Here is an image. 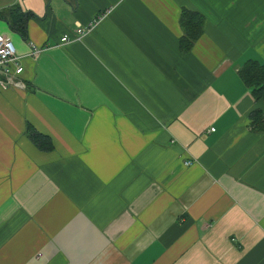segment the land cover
<instances>
[{
    "label": "crops",
    "instance_id": "1",
    "mask_svg": "<svg viewBox=\"0 0 264 264\" xmlns=\"http://www.w3.org/2000/svg\"><path fill=\"white\" fill-rule=\"evenodd\" d=\"M14 4L25 31L0 17V34L25 87L0 91V264H264V102L239 72L263 61L264 0ZM182 10L203 19L191 50Z\"/></svg>",
    "mask_w": 264,
    "mask_h": 264
},
{
    "label": "trees",
    "instance_id": "2",
    "mask_svg": "<svg viewBox=\"0 0 264 264\" xmlns=\"http://www.w3.org/2000/svg\"><path fill=\"white\" fill-rule=\"evenodd\" d=\"M0 17L7 21L12 29L18 33H24L27 16L19 5L14 4L6 9H0ZM202 24L203 19L200 15L192 11L182 10L180 25L182 26L184 34L180 38V46L184 49L191 50L195 41L202 34ZM239 72L243 81L252 88V93L257 101L262 100L264 102V63L253 59L247 60L241 66ZM252 122L256 127L264 131L263 109H255L252 114ZM27 134L37 147L43 150L52 148L50 138L37 132L29 125L27 127Z\"/></svg>",
    "mask_w": 264,
    "mask_h": 264
},
{
    "label": "built area",
    "instance_id": "3",
    "mask_svg": "<svg viewBox=\"0 0 264 264\" xmlns=\"http://www.w3.org/2000/svg\"><path fill=\"white\" fill-rule=\"evenodd\" d=\"M88 28H78L75 30V38L81 36ZM61 42H69L72 38L63 36L60 38ZM31 45V54L41 52V49ZM23 67L20 63V57L16 54L15 47L12 41L0 34V91H6L14 88H24L25 82L21 78ZM214 130L213 128L210 129ZM192 161L185 162L186 165L191 164Z\"/></svg>",
    "mask_w": 264,
    "mask_h": 264
},
{
    "label": "rangeland",
    "instance_id": "4",
    "mask_svg": "<svg viewBox=\"0 0 264 264\" xmlns=\"http://www.w3.org/2000/svg\"><path fill=\"white\" fill-rule=\"evenodd\" d=\"M261 56H262V55H261ZM261 59L263 60V61H261V62H264V57H263V56L261 57Z\"/></svg>",
    "mask_w": 264,
    "mask_h": 264
}]
</instances>
